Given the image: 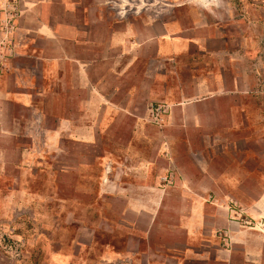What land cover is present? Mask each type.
<instances>
[{
	"label": "crops",
	"instance_id": "0c3cea01",
	"mask_svg": "<svg viewBox=\"0 0 264 264\" xmlns=\"http://www.w3.org/2000/svg\"><path fill=\"white\" fill-rule=\"evenodd\" d=\"M110 3L22 0L13 46L0 53L1 121L24 129L21 113L34 110L57 122L49 135L74 139L76 158L80 144L101 137L99 164L110 168V249L101 260L264 264V176L237 156L240 134L227 129L239 115L227 113L236 102L224 96L225 68L189 66L192 44L203 45L183 27V4L148 37L140 2ZM155 103L168 106L162 122Z\"/></svg>",
	"mask_w": 264,
	"mask_h": 264
},
{
	"label": "rangeland",
	"instance_id": "374dc122",
	"mask_svg": "<svg viewBox=\"0 0 264 264\" xmlns=\"http://www.w3.org/2000/svg\"><path fill=\"white\" fill-rule=\"evenodd\" d=\"M110 6H138L146 18L148 37L160 22L177 14L193 39L191 68H225L226 92L239 120H227L238 131L237 156L264 175V1L263 0H110ZM111 11V10H110ZM133 16V10H122ZM5 13V12H4ZM20 12L17 20L22 16ZM5 19V14L0 19ZM18 23L0 29V53L13 46ZM8 29V30H7ZM10 29V30H9ZM160 30V29H159ZM214 38V39H212ZM207 50V53L203 50ZM220 51V53H217ZM219 54V55H218ZM0 59H3V56ZM186 61V60H185ZM173 83V81H172ZM164 104V103H155ZM26 125L0 129V264H110L101 260L110 249V168L99 164L94 146L80 144L79 157L66 142L49 135L57 125L34 110H24ZM18 130V131H16ZM13 131V135L12 134ZM16 132H19L16 134ZM23 132L24 135H20ZM19 134V135H18ZM233 141L228 136V147ZM79 144L78 147L80 146ZM22 146L29 147L28 159ZM67 146V147H66ZM11 151L12 149H17ZM88 160L91 167L81 168ZM264 178V177H263ZM263 186H259L260 190ZM258 188V189H259ZM262 191V190H261ZM259 194V192H258ZM78 198V199H76Z\"/></svg>",
	"mask_w": 264,
	"mask_h": 264
},
{
	"label": "built area",
	"instance_id": "2783aa9c",
	"mask_svg": "<svg viewBox=\"0 0 264 264\" xmlns=\"http://www.w3.org/2000/svg\"><path fill=\"white\" fill-rule=\"evenodd\" d=\"M21 3L22 0H0V16L2 14H5L6 16L5 19H0V29H2L1 26L5 24L7 28H11V31H8V33L13 32V28L16 23V18L19 16L20 12L22 13ZM168 111V106L165 104H157L152 106V116L157 122H162V118L168 113ZM231 203L236 208V211H243L242 207H240L239 204L234 201H232ZM236 219H238L237 221H242L244 225H252V222L244 216H238V218Z\"/></svg>",
	"mask_w": 264,
	"mask_h": 264
},
{
	"label": "trees",
	"instance_id": "16d2710c",
	"mask_svg": "<svg viewBox=\"0 0 264 264\" xmlns=\"http://www.w3.org/2000/svg\"><path fill=\"white\" fill-rule=\"evenodd\" d=\"M264 1V0H263Z\"/></svg>",
	"mask_w": 264,
	"mask_h": 264
}]
</instances>
